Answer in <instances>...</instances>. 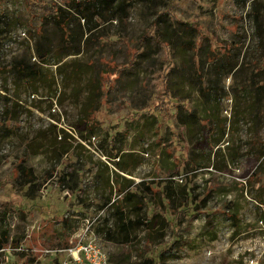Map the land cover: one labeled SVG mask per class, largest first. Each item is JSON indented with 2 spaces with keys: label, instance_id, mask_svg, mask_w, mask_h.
<instances>
[{
  "label": "rangeland",
  "instance_id": "obj_1",
  "mask_svg": "<svg viewBox=\"0 0 264 264\" xmlns=\"http://www.w3.org/2000/svg\"><path fill=\"white\" fill-rule=\"evenodd\" d=\"M35 1L72 31L0 0V264H264V0Z\"/></svg>",
  "mask_w": 264,
  "mask_h": 264
},
{
  "label": "trees",
  "instance_id": "obj_2",
  "mask_svg": "<svg viewBox=\"0 0 264 264\" xmlns=\"http://www.w3.org/2000/svg\"><path fill=\"white\" fill-rule=\"evenodd\" d=\"M26 3V7L28 9V19L26 21V24L28 26V29L30 31H34L35 29H42L43 25H44V20L47 17H53L56 21V23L58 24V28L61 30V32L63 34H66L68 38L71 37V31L72 29H70L67 26V23L65 22L66 20H62V16H61V7L57 6L56 4L53 3H47L44 1H35V0H24ZM92 0V7L91 8H84V9H75L77 10V12L75 11V13L81 14L82 18L85 19L86 21V26H85V30L87 31V33H90L92 30H94L96 28V24L93 23L92 25L89 24V18H91L92 15L94 16H99L103 19H106L107 21L111 18H109L111 16V14L107 17H105V15L103 14L102 10H104V8H106L109 4L113 3L114 0ZM122 2V1H121ZM93 9V10H91ZM10 24V23H9ZM65 25L67 27H65ZM3 33V29H0V35ZM167 40V37H166ZM165 40V42H166ZM140 42V41H139ZM137 54H139L137 51L134 53V56L137 57ZM44 56V54L41 55ZM10 67L12 72L16 75V77L18 79H25V78H31V79H37L42 73V68L40 65L34 64V65H29L25 62L24 59H16L14 58L11 62H10ZM92 86H97L99 85V81H95L94 83H91ZM97 89H95V87H92V91L89 94L88 98V102H87V106H86V111L87 114L91 113V110L93 108V97H95V95L98 92V87H96ZM197 91V97H198V105H200V115H196L195 113H190V116L192 117V120L194 122V124L196 125V121H198V118H201L200 120H205V118H210V121L208 122L209 124L214 123L213 120V114H215V110L212 106H208L205 107L204 105H209V94H210V87H200L198 89H196ZM208 92V93H206ZM94 94V95H93ZM202 97L205 100H202ZM176 98V97H175ZM204 104V105H203ZM3 112L2 114H4L2 116V120H0V130H5L7 136L9 135H14L15 134V128L13 127V122H16L17 118L12 114L11 108L8 105V101L4 102L3 105ZM216 108V107H215ZM196 110V109H195ZM9 123L8 127H5L4 124L5 123ZM3 128V129H2ZM82 136V135H81ZM84 138V137H83ZM218 141H220V139H218ZM214 143H218L217 140L214 141ZM165 192H166V198H170L172 195V191L169 190L168 186L165 187ZM130 195H126L124 198L125 200L130 201L129 198ZM167 199V200H168ZM139 203H141L139 200H137L135 203H131L132 204V208L134 209V211H136V215L139 216L140 213L138 212L140 210V206ZM138 223H142L140 218L137 219ZM128 226L131 227V222L128 223ZM6 233L4 231H2L0 233V249L4 248L5 246V242H6Z\"/></svg>",
  "mask_w": 264,
  "mask_h": 264
},
{
  "label": "built area",
  "instance_id": "obj_3",
  "mask_svg": "<svg viewBox=\"0 0 264 264\" xmlns=\"http://www.w3.org/2000/svg\"><path fill=\"white\" fill-rule=\"evenodd\" d=\"M173 179H175V178H173ZM178 181L181 182V178H179ZM81 248L84 251L86 258L90 261V263H94L97 259L101 258V256H102L99 248L92 245L91 243L83 245V246H81ZM73 251H75V250H73ZM73 251L71 252L72 257H74L72 255ZM74 258H79V256L74 257Z\"/></svg>",
  "mask_w": 264,
  "mask_h": 264
},
{
  "label": "bare ground",
  "instance_id": "obj_4",
  "mask_svg": "<svg viewBox=\"0 0 264 264\" xmlns=\"http://www.w3.org/2000/svg\"><path fill=\"white\" fill-rule=\"evenodd\" d=\"M74 252H76V251H73L72 255H73L74 257H77V255H78V252H77V255H74Z\"/></svg>",
  "mask_w": 264,
  "mask_h": 264
}]
</instances>
